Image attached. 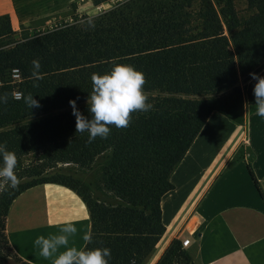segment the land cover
I'll use <instances>...</instances> for the list:
<instances>
[{
    "label": "trees",
    "instance_id": "16d2710c",
    "mask_svg": "<svg viewBox=\"0 0 264 264\" xmlns=\"http://www.w3.org/2000/svg\"><path fill=\"white\" fill-rule=\"evenodd\" d=\"M244 3L248 14L239 17L233 0H121L43 30L27 23L12 31L8 15H0V94H8L7 103L0 104V143L17 157H39L23 176L27 181L0 193V264H27L14 254L15 262L7 258L12 251L5 213L19 192L43 183L65 186L85 204L91 239L83 249L109 248V264L148 260L164 230L160 197L173 189L168 178L209 114L242 124V100L250 113L256 111V81L249 74L264 77V0ZM34 60L41 66L39 80L33 76ZM115 64L144 73V91L153 105L151 111L134 112L127 128L111 126L107 139L88 143L87 132H76L72 109L34 119L77 97L78 110L88 116L91 74L109 72ZM13 92L23 95L14 98ZM29 93L39 108L25 103ZM243 158L237 150L228 163ZM248 159L246 171L258 190ZM62 165H96L112 200L78 191ZM173 259L189 261L175 240L156 264Z\"/></svg>",
    "mask_w": 264,
    "mask_h": 264
},
{
    "label": "crops",
    "instance_id": "0c3cea01",
    "mask_svg": "<svg viewBox=\"0 0 264 264\" xmlns=\"http://www.w3.org/2000/svg\"><path fill=\"white\" fill-rule=\"evenodd\" d=\"M50 0H0V15L7 14L12 31L34 18L46 16ZM243 146L258 190L245 167V158L229 165ZM173 189L159 200L164 228L144 264L157 260L180 233L187 216L197 215L198 232L185 252L191 264H264V117L243 113L235 124L211 112L171 172ZM77 228L69 246L83 249L89 236L87 208L73 190L43 183L19 192L9 203L4 233L13 254L27 264H52L35 239L59 234L65 222ZM63 251V249H61Z\"/></svg>",
    "mask_w": 264,
    "mask_h": 264
},
{
    "label": "clouds",
    "instance_id": "9594fccd",
    "mask_svg": "<svg viewBox=\"0 0 264 264\" xmlns=\"http://www.w3.org/2000/svg\"><path fill=\"white\" fill-rule=\"evenodd\" d=\"M33 76L39 80L40 63L34 60ZM256 81L253 87L256 114L264 117V77L254 73L249 74ZM92 90L87 99L88 116L83 115L77 108L76 100H69L72 115L75 117V129L79 133H88V143L97 137L107 139L111 133V126L117 129L127 128L132 121L134 112L151 111L153 105L148 102V93L144 91L146 78L143 72L137 71L128 64H115L104 74H91ZM38 87V84H34ZM18 95H23L18 93ZM29 93L25 103L30 109L39 108L40 104ZM8 94H0V104H6ZM0 193L9 189H17L21 178L16 173L18 157L15 152L7 150V145L0 143ZM77 228L73 222H65L60 227L59 234L48 237L38 236L34 243L40 249V255L45 259L52 258V264H109L111 250L105 247L78 249L69 246L70 238L75 236ZM90 241V236H85ZM63 249V251H61Z\"/></svg>",
    "mask_w": 264,
    "mask_h": 264
},
{
    "label": "rangeland",
    "instance_id": "374dc122",
    "mask_svg": "<svg viewBox=\"0 0 264 264\" xmlns=\"http://www.w3.org/2000/svg\"><path fill=\"white\" fill-rule=\"evenodd\" d=\"M50 9L49 13L46 16H40L34 18V20L27 23H31L34 26V29L43 30L45 28L53 27L56 24H61L63 22L69 21V18L73 15H93L104 9H107L109 6L113 5L117 1L121 0H102V3L95 6L93 5V0H50ZM235 10L239 17H245L248 14L246 11L244 0H233ZM236 85L242 87L240 80L237 81ZM78 105V104H76ZM244 106H247L245 101L242 100L241 107L242 113ZM248 108V106H247ZM70 106H66L62 109L54 110L46 114L37 115L34 119H39L45 116L54 115L56 113L70 110ZM249 112V108L247 110ZM245 112V113H247ZM243 115V114H242ZM238 155H242L245 159H248L249 152L243 146L239 147ZM38 154L28 153L18 157V166L16 168V173L18 177L21 178V182L27 181L23 176L26 175V172L30 169L32 165L38 162ZM62 168L71 175V177L77 181V190H84L85 195L91 196L93 199H103V200H112L111 195L107 193L104 184L103 176L100 172V169L93 165L88 168H77L72 165H62ZM8 260L15 262L13 259V253L8 254ZM16 264H19L15 262Z\"/></svg>",
    "mask_w": 264,
    "mask_h": 264
},
{
    "label": "built area",
    "instance_id": "2783aa9c",
    "mask_svg": "<svg viewBox=\"0 0 264 264\" xmlns=\"http://www.w3.org/2000/svg\"><path fill=\"white\" fill-rule=\"evenodd\" d=\"M11 77L13 79L16 78L15 71H12ZM1 84V82H0ZM13 97L18 98L19 95L17 92H13ZM247 106H244L243 113L247 112ZM199 220L196 214L191 213L187 216L184 221L180 233L175 237V241L178 244L180 250L185 251V249L189 246L191 239L195 237L198 232ZM169 264H183L180 259L171 260ZM186 264H191L190 261L186 262Z\"/></svg>",
    "mask_w": 264,
    "mask_h": 264
}]
</instances>
